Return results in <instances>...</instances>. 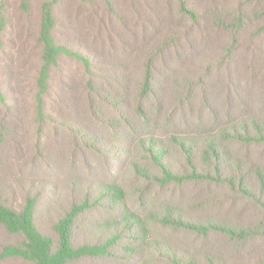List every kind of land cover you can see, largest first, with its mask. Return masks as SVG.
<instances>
[{"label":"trees","instance_id":"16d2710c","mask_svg":"<svg viewBox=\"0 0 264 264\" xmlns=\"http://www.w3.org/2000/svg\"><path fill=\"white\" fill-rule=\"evenodd\" d=\"M175 1L177 19L142 6L156 0H0V54L8 53L15 33L40 51L35 78L38 119H50L43 112L42 95L51 71L59 70L61 59L72 60L83 66L87 88L98 100H87L91 122L112 130L121 144L84 126H65L70 143L61 158L69 167L65 197L51 202L45 215L36 212L37 194L27 193L18 207L0 202V227L8 240L0 244V264H264V120L234 115L236 108L248 107L235 87L224 89L225 117L218 118L210 81L223 64L221 58L208 59L193 70L189 63L188 73L175 76L164 77L156 70L186 36L180 21L206 19L185 0ZM245 1L257 9L258 17L264 16L261 1ZM231 12L218 6L210 15L217 27L240 25L245 12L238 10L228 20ZM135 21L142 23L140 35L155 32L154 41L131 46ZM169 21H177L179 28L172 32ZM95 38L112 48L121 45L141 63L138 77L129 80L132 85L120 71L110 73L113 79L110 74L99 77L102 85L96 84L94 62L81 43ZM234 44L225 48L226 58ZM125 111L132 112V118L122 117ZM151 111L164 118L163 124L189 114L191 130L155 133ZM205 114L209 122H203ZM7 133L0 126V144ZM42 133L40 126L35 140L39 152ZM39 159L35 153L30 162ZM187 186L197 193L192 215L185 216L161 194ZM162 231L172 235L162 238ZM179 233L210 245L183 247L173 235Z\"/></svg>","mask_w":264,"mask_h":264},{"label":"rangeland","instance_id":"374dc122","mask_svg":"<svg viewBox=\"0 0 264 264\" xmlns=\"http://www.w3.org/2000/svg\"><path fill=\"white\" fill-rule=\"evenodd\" d=\"M156 1L142 3V6H153L159 12L162 10L161 16L169 13L173 19L178 18L175 0ZM185 1L196 12L205 14L206 19L192 21L185 18L180 21L179 25L182 27L180 30L183 36L186 32V36L183 37L184 39L180 37L182 38L179 40L180 47H174L169 51V57L162 61L164 65L161 61L156 64V70L164 77L175 76L188 73L189 63L193 64L191 69L193 70L208 59L221 58L223 64L213 73L210 81L211 103L218 112V118L225 117L227 92L224 89L230 90L235 87L243 94V102L248 104V107L246 108V105L236 109L232 107V110L235 109L234 115L247 119L254 116L264 120V29L260 31V28H264V16L258 17L255 13L257 9L250 8L245 0ZM259 1L264 5L263 0ZM218 6L227 9L228 13L232 11L227 15L228 20H232L238 14V10L245 12L246 17L240 25H229L228 28L217 27L210 14L213 7ZM174 22L175 25L169 21L172 32L178 27L177 21ZM141 25L142 23L138 24L137 21L131 25L137 35L135 41L131 42L129 39V43L136 48L146 46L147 43L154 41L153 37H155V32L152 30H149L146 36L142 33L140 35ZM157 27L162 28L163 25L158 24ZM233 40H235L234 47L226 58L225 48ZM81 43L87 48L84 54L91 57L94 62L93 73L98 79L95 81L97 85H102L99 77L115 71L126 74L128 86L132 85L129 84L130 79L138 77L141 63H137L129 54L124 53L121 45L114 43L112 48L110 43L99 38H95L93 42L85 40ZM12 45H9L10 55L9 50L5 55L0 54V89L3 93V102L0 103V126L8 131L4 142L0 144V202L18 207L27 193L37 194L40 205L36 212L45 215L51 202L59 197L64 198L66 194L64 186L65 178L69 175V167L61 158L66 157L65 151L70 143L65 126H84L92 133L111 138L112 143L117 146L121 144L118 143L119 137L112 130L109 132L100 122H91L87 100H90L91 104L97 98L94 96V91L90 92L87 88L83 66L72 60L61 59L59 70L51 71L48 89L42 95L43 112L50 116V119H38L35 78L41 63L39 48L36 44L34 47L33 43L22 39L19 33H15ZM118 64H124L125 67H116ZM109 76L111 79L114 78L113 74ZM121 116L132 118V112H122ZM149 116L156 121V125L152 126L155 133H163L174 128L188 131L192 127L189 121L192 117L189 114L185 117L176 116L165 124H163L164 118L152 111L149 112ZM202 119L203 122L211 120L208 114ZM40 126L43 133L39 141L41 146L39 152L35 140L37 128ZM143 126L144 124L141 127ZM35 153L41 160L30 162L31 156ZM19 177L23 180L17 179ZM195 193H197L195 188L190 186L179 190L166 189L162 192L161 199L170 201L187 216L192 215L191 204ZM224 209H226L225 215H229L230 207ZM164 235L169 237L172 234L162 231L161 237L163 238ZM173 235L178 239V243L186 248L191 246L192 249H203L210 245L182 233ZM157 236L158 232L154 233V237ZM7 241V235L0 227V244Z\"/></svg>","mask_w":264,"mask_h":264}]
</instances>
